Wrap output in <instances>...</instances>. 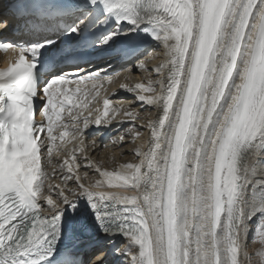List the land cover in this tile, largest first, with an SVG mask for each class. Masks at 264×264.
Here are the masks:
<instances>
[{
	"label": "snow or ice",
	"instance_id": "obj_1",
	"mask_svg": "<svg viewBox=\"0 0 264 264\" xmlns=\"http://www.w3.org/2000/svg\"><path fill=\"white\" fill-rule=\"evenodd\" d=\"M13 17L21 37L4 36ZM140 36L167 57L153 68L159 79L121 86L159 109L148 148L113 171L94 165L103 179L86 184L83 137L123 108L105 97L103 112L85 115L84 101L113 80L96 65L129 55L120 40ZM0 50V264H85L62 241L89 232L91 264H264V0H39L28 18L0 15ZM57 168L63 185L52 182ZM105 187L138 195L93 190ZM254 218L262 247L251 254Z\"/></svg>",
	"mask_w": 264,
	"mask_h": 264
},
{
	"label": "bare ground",
	"instance_id": "obj_2",
	"mask_svg": "<svg viewBox=\"0 0 264 264\" xmlns=\"http://www.w3.org/2000/svg\"><path fill=\"white\" fill-rule=\"evenodd\" d=\"M152 48L150 49L151 53L148 56L147 53H145L143 56L139 57L140 59H144L147 68L142 69L139 72V68L136 67L138 62H131L128 65L124 67L122 72L116 74L113 76V80L111 83L104 81L103 86L100 88L101 92H104V94L113 101L112 108L119 107L120 105H123V108L121 109L120 113L116 115V118L112 120V124L110 126L101 125L98 130H96L95 134L93 136H87L83 137L84 143L87 146L85 148V151L87 152L88 159L93 162V165H90L89 167H84V164H87V161H83V164L80 169H78L79 174L83 178V173L85 171L88 172V177L83 178L84 183L86 184H92L96 180L103 179L98 172L95 171L94 165L98 164L101 168L108 169L109 171L116 170L120 164L123 163H138L139 157L135 154V149L138 147H142L143 150H147L148 148V142H149V136L150 132L147 129V122L148 120L156 119L159 115V109L154 106H149L147 104H142L140 102H137L135 99L136 93H132L128 91L127 89L122 88V85H129L130 87L134 86L136 83L143 82L147 84V81L149 79L155 81L159 79V77L155 74L153 71V68L155 65H158L160 62L167 59V57L163 54V47L162 45H159L156 41L153 42L151 45ZM149 52V51H148ZM135 61V60H134ZM138 61V60H137ZM129 66V67H128ZM104 67L108 68V70H114L115 68H110L108 64L106 65H99L98 68L103 69ZM123 67V66H122ZM128 67V68H127ZM121 68V67H120ZM137 68L138 72L137 73ZM131 69V70H129ZM127 77V79H126ZM159 87L157 86V92H159ZM115 93V95H113ZM145 95H151L152 93H144ZM88 101L95 102L91 100V94L85 101V103H88ZM91 103H88L91 104ZM95 109H99L100 112H103V109L100 107V102L95 103L94 107L89 109V111L93 112V118L95 115L99 113H95ZM125 111H133L135 113H138V118L134 122H129L128 118L124 116ZM87 110H85V115H87ZM112 116V111L109 112V118ZM121 121H124L121 123ZM135 124L136 131L141 132V136L135 141L133 140V136L131 133H128V129L131 128ZM143 125V127H140ZM82 127V124H81ZM90 125V129H91ZM71 131V129H69ZM87 131V130H86ZM127 135L125 137V140L123 142H120L118 140V137L121 135ZM71 137H68L66 139H70ZM80 139L77 138L76 140H73L71 143L67 145L69 149L78 147L80 144ZM95 140L96 144L92 145L91 141ZM106 143V144H103ZM105 147V148H104ZM67 155V152L62 153L59 157H54V162L59 163L62 162L63 156ZM83 153L77 154V162L80 163L83 160ZM64 172H61L59 168H57L56 175L52 177V182L63 185V180L61 179L62 175H64ZM259 178L264 179V174H260ZM69 187H75L74 184L69 183ZM94 191H120V192H127L129 195H138L136 190L132 188H94ZM250 233L248 235L247 245L249 247V239H250ZM123 237H118L117 242L119 244L122 243ZM125 239V238H124ZM126 240V239H125ZM86 240L83 241H75L73 244L75 246L78 245H85ZM127 241L125 242V244ZM119 244L117 245L119 247ZM124 244V245H125ZM91 250V245H88ZM249 252V250H248ZM81 259L85 262V264L88 261V257L90 254H88L87 249L80 250ZM121 263V262H120ZM119 263V264H120ZM123 264V263H122Z\"/></svg>",
	"mask_w": 264,
	"mask_h": 264
},
{
	"label": "rangeland",
	"instance_id": "obj_3",
	"mask_svg": "<svg viewBox=\"0 0 264 264\" xmlns=\"http://www.w3.org/2000/svg\"><path fill=\"white\" fill-rule=\"evenodd\" d=\"M153 49V48H152ZM151 50H149V52H148V50L145 52V53H147V55H144V56H148L151 52H150ZM144 53V54H145ZM133 62H138L137 61V59L135 60V61H133ZM129 67V66H128ZM127 67V68H128ZM140 70H142V69H139V72H140ZM138 72V68H137V73H139ZM125 137H127V135H125ZM103 144H106V143H103ZM105 148V147H104ZM252 225H253V228H252V231H251V233H250V239H249V247H248V250H249V253H251V254H255L256 253V251L257 250H259L261 247H262V245H261V243H260V239H259V235L256 233V218H254L253 219V221H252Z\"/></svg>",
	"mask_w": 264,
	"mask_h": 264
}]
</instances>
